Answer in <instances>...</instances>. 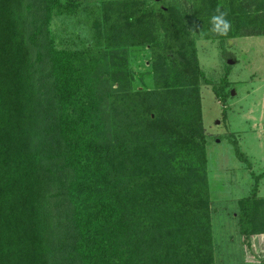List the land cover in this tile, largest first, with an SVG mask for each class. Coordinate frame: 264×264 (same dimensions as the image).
Instances as JSON below:
<instances>
[{
    "label": "trees",
    "instance_id": "16d2710c",
    "mask_svg": "<svg viewBox=\"0 0 264 264\" xmlns=\"http://www.w3.org/2000/svg\"><path fill=\"white\" fill-rule=\"evenodd\" d=\"M84 6L0 0V264H214L208 82L185 18L163 2L105 0L88 13V43L51 35ZM194 15L221 46L264 36V0H197ZM135 49L150 53L152 90L132 88ZM227 73L212 87L222 103ZM263 176L236 202L247 249L264 235Z\"/></svg>",
    "mask_w": 264,
    "mask_h": 264
},
{
    "label": "rangeland",
    "instance_id": "374dc122",
    "mask_svg": "<svg viewBox=\"0 0 264 264\" xmlns=\"http://www.w3.org/2000/svg\"><path fill=\"white\" fill-rule=\"evenodd\" d=\"M64 1H75L85 6L74 17L53 19L49 30L53 37L61 36L70 41L72 47H81L89 42L88 13L105 0ZM139 1L147 6L163 2L181 12L187 32L194 40L199 67L208 82L200 86V98L207 138L214 264L264 263V235L252 237L247 249L242 244L235 218L237 200L245 197L253 185L252 174L264 175V36L235 37L221 46L202 38L194 15L197 0ZM155 36L160 44L164 43L165 31L162 28ZM149 59L150 53L145 49H135L129 54L133 73L131 84L135 90L154 88ZM228 61L232 64L229 65ZM148 72L150 75L146 74ZM226 72L228 90L230 93L233 91V95L222 103L215 97L212 87L219 89ZM233 141L236 146L232 145ZM236 149L248 159L249 167L237 159ZM259 195L264 197V176L259 183Z\"/></svg>",
    "mask_w": 264,
    "mask_h": 264
},
{
    "label": "water",
    "instance_id": "95a60500",
    "mask_svg": "<svg viewBox=\"0 0 264 264\" xmlns=\"http://www.w3.org/2000/svg\"><path fill=\"white\" fill-rule=\"evenodd\" d=\"M227 63H228L229 65L232 64L231 61H228ZM230 95H233V91H231Z\"/></svg>",
    "mask_w": 264,
    "mask_h": 264
},
{
    "label": "clouds",
    "instance_id": "9594fccd",
    "mask_svg": "<svg viewBox=\"0 0 264 264\" xmlns=\"http://www.w3.org/2000/svg\"><path fill=\"white\" fill-rule=\"evenodd\" d=\"M225 28H227V25H225Z\"/></svg>",
    "mask_w": 264,
    "mask_h": 264
}]
</instances>
